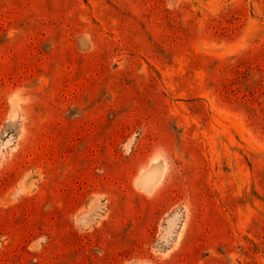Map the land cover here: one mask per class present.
Segmentation results:
<instances>
[{"label":"rangeland","instance_id":"1","mask_svg":"<svg viewBox=\"0 0 264 264\" xmlns=\"http://www.w3.org/2000/svg\"><path fill=\"white\" fill-rule=\"evenodd\" d=\"M0 264H264V0H0Z\"/></svg>","mask_w":264,"mask_h":264},{"label":"bare ground","instance_id":"2","mask_svg":"<svg viewBox=\"0 0 264 264\" xmlns=\"http://www.w3.org/2000/svg\"><path fill=\"white\" fill-rule=\"evenodd\" d=\"M157 180L158 175H156L154 172H148L142 177L141 181L139 182V186L145 191L150 190L154 187Z\"/></svg>","mask_w":264,"mask_h":264}]
</instances>
